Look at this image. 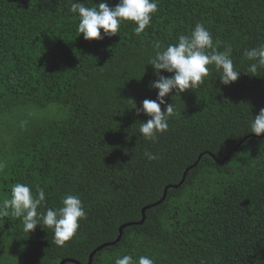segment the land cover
Instances as JSON below:
<instances>
[{
  "label": "trees",
  "instance_id": "16d2710c",
  "mask_svg": "<svg viewBox=\"0 0 264 264\" xmlns=\"http://www.w3.org/2000/svg\"><path fill=\"white\" fill-rule=\"evenodd\" d=\"M72 2L0 0V201L26 183L44 189L48 208L78 195L87 215L63 246L51 228L27 233L11 214L0 218L1 264L9 257L15 264H86L93 249L112 241L90 264H115L124 255L154 264H264V136L249 132L252 115L264 108V69L249 73L244 57L264 43V0H157L143 33L125 21L119 34L101 30L99 40L79 35ZM197 23L218 50L231 46L239 78L222 85L210 66L198 87L165 98L177 114L157 141H146L139 121L150 117H137L132 100L140 107L156 99L149 60L156 45L176 43ZM145 151L161 158L149 161ZM200 154L184 181L116 241L119 226L139 221L142 208Z\"/></svg>",
  "mask_w": 264,
  "mask_h": 264
},
{
  "label": "clouds",
  "instance_id": "9594fccd",
  "mask_svg": "<svg viewBox=\"0 0 264 264\" xmlns=\"http://www.w3.org/2000/svg\"><path fill=\"white\" fill-rule=\"evenodd\" d=\"M157 10V0H119L114 7L103 0L91 7L73 0L69 9L71 13L78 14L77 31L79 35L83 34L85 40L102 39L101 30L104 36H115L125 21L134 22L136 26L133 31L139 35L150 26L152 15ZM156 49L148 64L157 77L149 83L150 89L157 90L156 99H145L140 107L132 100V109L137 117L141 113L150 117L146 122L137 121L140 122L139 132L143 138L152 142L158 140V134L169 129L170 118L177 114L176 106L168 103L166 97L173 92L181 96L185 91L198 87L209 76L210 66L220 72L219 81L222 85L236 82L241 73L234 66L231 46H226L223 51L218 50L211 32L202 23H197L190 34L178 35L176 43L166 48L158 44ZM244 57L252 62L247 69L249 73L255 74L258 69H264V43L246 49ZM161 71L171 75L166 77L161 75ZM249 128V132L258 137L264 134V108L260 109L258 115H252ZM144 156L149 161L161 158L159 153L150 151H145ZM9 214L21 221L27 233L34 231L37 226L51 228L58 246L65 245L74 237L80 227L79 221L87 215L78 195L66 194L61 199L60 207L48 208L44 189L37 186L32 191L30 185L19 182L11 187L10 198L0 201V218ZM115 264H154V260L148 256L133 259L132 255H124L117 258Z\"/></svg>",
  "mask_w": 264,
  "mask_h": 264
},
{
  "label": "water",
  "instance_id": "95a60500",
  "mask_svg": "<svg viewBox=\"0 0 264 264\" xmlns=\"http://www.w3.org/2000/svg\"><path fill=\"white\" fill-rule=\"evenodd\" d=\"M260 136H264V134H261ZM242 142H243V140H241V141H240V142H239V143H238V144H237L232 150H235L236 148H238V146H240V144H241ZM232 150L229 151L228 155L232 152ZM201 155H202V154L199 155V157L197 158V160H196L193 164H191V165H189L188 167H186V169H185L184 172H183V175H182L181 180H180L177 184H175V185H167V186L164 188L163 195H162V197H161L159 200H157V201L154 202V203H150V204H148V205H145V206L142 208V210H141L142 217H141V219H140L139 221H136V222H127V223H124V224L120 225V226H119V233H118V236L116 237L115 240L118 241V240L120 239V237H121V235H122V231H123V229H124L126 226H129V225L134 224V223H135V224H140V223H142V222L144 221V219H145V211L147 210V208H149V207H151V206H154V205H156V204L162 202L163 199H164L165 196H166V191H167V189H168L170 186H173V187L179 186V185L184 181L185 176H186L188 170L197 164V162H198L199 158L201 157ZM213 157H214V156H213ZM226 157H227V155L224 157V159H225ZM112 243H114V241L104 243V244L98 246L97 248L93 249V250L91 251V253L89 254V258H88V261H87L86 264H90V263H91V261H92V257H93V254H94L97 250L101 249L103 246H105V245H107V244H112ZM66 261L74 262V263H76V264H82V263H80L79 261L74 260V259H70V258L62 259V260L60 261L59 264H65Z\"/></svg>",
  "mask_w": 264,
  "mask_h": 264
},
{
  "label": "rangeland",
  "instance_id": "374dc122",
  "mask_svg": "<svg viewBox=\"0 0 264 264\" xmlns=\"http://www.w3.org/2000/svg\"><path fill=\"white\" fill-rule=\"evenodd\" d=\"M13 257V256H12ZM12 260H14V259H12L11 257H9V258H7V263H9V264H15ZM2 262H0V264H1Z\"/></svg>",
  "mask_w": 264,
  "mask_h": 264
}]
</instances>
